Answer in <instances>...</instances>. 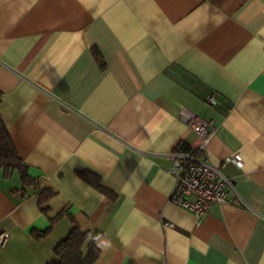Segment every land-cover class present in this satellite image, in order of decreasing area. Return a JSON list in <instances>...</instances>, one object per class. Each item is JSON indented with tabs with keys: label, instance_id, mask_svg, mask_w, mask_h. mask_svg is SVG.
<instances>
[{
	"label": "crops",
	"instance_id": "1",
	"mask_svg": "<svg viewBox=\"0 0 264 264\" xmlns=\"http://www.w3.org/2000/svg\"><path fill=\"white\" fill-rule=\"evenodd\" d=\"M181 106L215 125L207 161L240 159L199 218L170 200L171 153L201 142ZM0 117L53 193L43 212L0 170V264H48L72 218L92 264H264V0H0Z\"/></svg>",
	"mask_w": 264,
	"mask_h": 264
},
{
	"label": "built area",
	"instance_id": "2",
	"mask_svg": "<svg viewBox=\"0 0 264 264\" xmlns=\"http://www.w3.org/2000/svg\"><path fill=\"white\" fill-rule=\"evenodd\" d=\"M206 101L214 104L212 94H208ZM179 115L187 125L197 133L201 142L195 148L171 153L172 164L169 172L174 177V187L170 194V200L200 217L213 203L230 202V193H234L232 180L227 177L221 168L229 160L240 164L236 155L231 159L214 165L205 159L206 142L215 131V125L211 120L204 119L184 107H180ZM164 225L172 226L165 222ZM8 239V233H0V247H3Z\"/></svg>",
	"mask_w": 264,
	"mask_h": 264
},
{
	"label": "trees",
	"instance_id": "3",
	"mask_svg": "<svg viewBox=\"0 0 264 264\" xmlns=\"http://www.w3.org/2000/svg\"><path fill=\"white\" fill-rule=\"evenodd\" d=\"M96 58L101 62L98 52L94 51ZM179 150H184L182 147ZM0 170L9 177L14 171L20 175V181L25 185H32L38 193V205L43 212L47 211L45 203L52 196V192L40 188L34 177L29 173L27 165L18 156L10 135L0 117ZM84 181L104 194L109 200L116 199V193L101 182V179L90 172H79ZM65 213L61 210L51 218L50 225L44 230H33L35 237H41L50 232L53 221ZM100 235L97 230H82L72 218L71 229L53 248L54 259L48 264H92L99 254L96 241Z\"/></svg>",
	"mask_w": 264,
	"mask_h": 264
}]
</instances>
